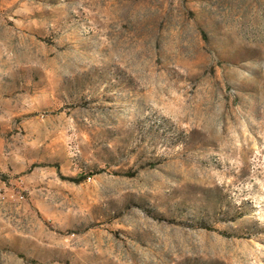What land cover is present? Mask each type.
<instances>
[{"label":"rangeland","instance_id":"obj_1","mask_svg":"<svg viewBox=\"0 0 264 264\" xmlns=\"http://www.w3.org/2000/svg\"><path fill=\"white\" fill-rule=\"evenodd\" d=\"M0 264H264V0H0Z\"/></svg>","mask_w":264,"mask_h":264}]
</instances>
